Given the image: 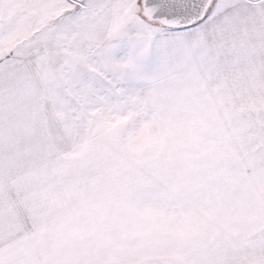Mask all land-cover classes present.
Here are the masks:
<instances>
[{
	"label": "snow or ice",
	"instance_id": "1",
	"mask_svg": "<svg viewBox=\"0 0 264 264\" xmlns=\"http://www.w3.org/2000/svg\"><path fill=\"white\" fill-rule=\"evenodd\" d=\"M0 264H264V0H0Z\"/></svg>",
	"mask_w": 264,
	"mask_h": 264
}]
</instances>
